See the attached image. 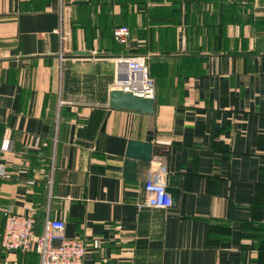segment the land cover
Here are the masks:
<instances>
[{
	"label": "crops",
	"instance_id": "obj_1",
	"mask_svg": "<svg viewBox=\"0 0 264 264\" xmlns=\"http://www.w3.org/2000/svg\"><path fill=\"white\" fill-rule=\"evenodd\" d=\"M129 56L153 113L108 105L141 84ZM0 163V237L10 208L63 221L82 264H264V0H0ZM157 169L173 205L138 207ZM0 264L40 258L0 244Z\"/></svg>",
	"mask_w": 264,
	"mask_h": 264
},
{
	"label": "built area",
	"instance_id": "obj_2",
	"mask_svg": "<svg viewBox=\"0 0 264 264\" xmlns=\"http://www.w3.org/2000/svg\"><path fill=\"white\" fill-rule=\"evenodd\" d=\"M61 23L63 18L61 17ZM60 33V28L55 30ZM115 42L126 44L130 29L126 25L115 26L112 30ZM118 63L126 64L130 71H141V84L132 88V92L139 97L153 98L155 84L148 76L145 58L143 56L120 57ZM127 85L125 89H129ZM10 141H2L1 149L9 150ZM162 169L150 170L145 183V198L138 207L148 206L169 208L173 205L172 196L165 184L159 178ZM158 171V172H157ZM5 165L0 163V177L5 176ZM36 219L31 214H18L10 208L4 211V222L0 237V244L7 250L22 252H36L40 264H82L86 253V240L81 237L67 238L63 234L64 222L59 219L46 217L43 229L35 233Z\"/></svg>",
	"mask_w": 264,
	"mask_h": 264
},
{
	"label": "water",
	"instance_id": "obj_3",
	"mask_svg": "<svg viewBox=\"0 0 264 264\" xmlns=\"http://www.w3.org/2000/svg\"><path fill=\"white\" fill-rule=\"evenodd\" d=\"M77 54H81L80 52ZM123 64L124 63H119ZM108 105L111 108L126 109L140 113H153L155 109L153 98L139 97L132 91L114 89L109 94ZM153 153L152 133L149 131L145 140H129L125 152L124 169L130 179H134L135 161L140 159L150 161ZM173 200V199H172Z\"/></svg>",
	"mask_w": 264,
	"mask_h": 264
},
{
	"label": "bare ground",
	"instance_id": "obj_4",
	"mask_svg": "<svg viewBox=\"0 0 264 264\" xmlns=\"http://www.w3.org/2000/svg\"><path fill=\"white\" fill-rule=\"evenodd\" d=\"M129 84V83H128Z\"/></svg>",
	"mask_w": 264,
	"mask_h": 264
}]
</instances>
